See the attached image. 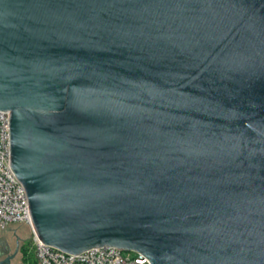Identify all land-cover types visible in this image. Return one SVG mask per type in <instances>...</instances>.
<instances>
[{
	"label": "water",
	"instance_id": "water-1",
	"mask_svg": "<svg viewBox=\"0 0 264 264\" xmlns=\"http://www.w3.org/2000/svg\"><path fill=\"white\" fill-rule=\"evenodd\" d=\"M0 110L43 243L264 264V0H0Z\"/></svg>",
	"mask_w": 264,
	"mask_h": 264
},
{
	"label": "built area",
	"instance_id": "built-area-1",
	"mask_svg": "<svg viewBox=\"0 0 264 264\" xmlns=\"http://www.w3.org/2000/svg\"><path fill=\"white\" fill-rule=\"evenodd\" d=\"M8 116V111L0 110V229L12 222H23L30 228L38 264H150L145 255L130 251L124 254L115 246L101 245L69 253L38 238L32 226L24 187L10 166Z\"/></svg>",
	"mask_w": 264,
	"mask_h": 264
},
{
	"label": "rangeland",
	"instance_id": "rangeland-1",
	"mask_svg": "<svg viewBox=\"0 0 264 264\" xmlns=\"http://www.w3.org/2000/svg\"><path fill=\"white\" fill-rule=\"evenodd\" d=\"M0 238H5L10 242L11 251L14 248V240L19 239L18 251H14V255L10 259V264H38L34 252L32 232L23 222H12L6 228L0 229ZM127 251L123 250V253L125 254ZM9 254H12V252ZM4 256H0V259Z\"/></svg>",
	"mask_w": 264,
	"mask_h": 264
},
{
	"label": "flooded vegetation",
	"instance_id": "flooded-vegetation-1",
	"mask_svg": "<svg viewBox=\"0 0 264 264\" xmlns=\"http://www.w3.org/2000/svg\"><path fill=\"white\" fill-rule=\"evenodd\" d=\"M18 242L19 239H15L14 240V248L13 251H11V246H10V242H8V240H6L5 238H0V256L2 255H6L9 253H14V251L16 252V250L18 251Z\"/></svg>",
	"mask_w": 264,
	"mask_h": 264
}]
</instances>
